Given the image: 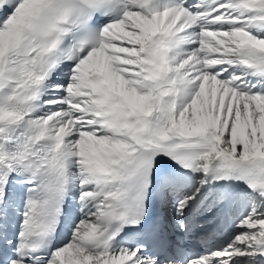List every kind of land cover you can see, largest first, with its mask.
Masks as SVG:
<instances>
[{
    "label": "snow or ice",
    "instance_id": "snow-or-ice-1",
    "mask_svg": "<svg viewBox=\"0 0 264 264\" xmlns=\"http://www.w3.org/2000/svg\"><path fill=\"white\" fill-rule=\"evenodd\" d=\"M0 264H264V0H0Z\"/></svg>",
    "mask_w": 264,
    "mask_h": 264
}]
</instances>
